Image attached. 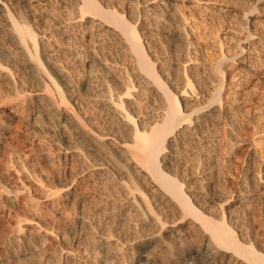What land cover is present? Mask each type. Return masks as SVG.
Masks as SVG:
<instances>
[{"label": "rangeland", "instance_id": "obj_1", "mask_svg": "<svg viewBox=\"0 0 264 264\" xmlns=\"http://www.w3.org/2000/svg\"><path fill=\"white\" fill-rule=\"evenodd\" d=\"M102 1L110 6L114 3L116 5L114 6L117 8L122 6H126V8L129 7L127 9L126 18L132 25H136L139 35L142 37V40H144L146 52L150 58L152 57L151 60L156 62V66L163 67L164 69H162L166 72L169 71V73H167L171 75L169 76L171 77V85H175V87L182 86V84L179 86L177 83L181 81H179V79H182L184 75L187 76V78L189 77L192 83L189 88L193 89V92H204V94H202L204 96L200 98V100H203H199L198 102L206 104V101H209L210 95L213 93V84H215L214 82L217 81L218 77L217 62L222 59V57L232 58L233 56L236 58L237 63L230 58V60L228 62L226 61L222 66L226 71V83L222 95L223 104L226 106L228 103L232 102L233 113L235 112L234 115H236V117H233L232 122L224 115H220L216 118L218 122H214L210 119L208 124H204V126L201 127L198 138L196 137L197 135H188V137L186 134L185 138L178 136L177 140H179V142L176 141L178 143H173L169 146L170 151L164 155L165 161L163 163H165L164 168H166L169 173L176 176L179 180H181V178L186 180V190L193 194V196L195 195L194 197L196 198H193V200L197 203L198 207L200 206V210L204 211L209 217L220 220L222 217V208L226 217L225 222L228 226L233 228L238 239L245 245H253L257 251L264 255V0H206L204 2L190 0V2L180 3L177 8V13L183 14L188 24L186 37L189 39V42L186 44L188 46L185 45L187 49L182 43L175 42L173 31L176 25L174 21L168 18L169 9L165 4L159 6L156 15V13L149 12L147 8L152 0H109L108 3L107 0ZM144 1L147 3H144ZM159 1L161 0H153L152 2ZM0 3L1 5H5L7 10H9L21 24H29L34 30V33L45 38V42L40 43L39 57L44 64V68L48 72H50L51 69L50 75L53 76L56 73L54 72L56 67H58L60 69L62 68L63 71L65 70L64 72L68 74L69 81L71 80V85L67 86L62 85L64 83L60 81V87H62V90L64 89L63 91H66L64 92L66 98L70 99H68L70 104L67 107L69 113L67 112L66 115L65 113L62 114L61 111L59 112V110L55 108L56 103L57 106H62L58 103L56 94H54L55 92L51 94L53 95L51 96L53 100H49V104L47 103L48 99L40 101L41 96H43L44 87L32 80H28L26 77L27 74H25V76L23 75L24 73L20 70L21 67L19 66L20 64H25L26 56L24 53L20 52V49H17V45L14 42H10L11 40L4 34L3 30L6 21H4L5 17L1 16L0 47L13 54L12 58L15 62H10L9 64L8 61L2 58L1 61L5 66H10L11 69L8 68L9 71H11L14 76L16 74L15 77L18 81L21 80L19 89L20 91L23 90L24 94L16 96L12 94L10 89L7 91L8 89L4 88L7 86L6 83H8V81L6 83L4 81V73L2 78L0 77V83L2 84H0V93L3 92V95H1L2 93L0 94V96H3L0 99V116L2 115L5 117L6 114L12 115L15 122L13 127H16L15 125H17V122L22 121L23 123L21 122L20 124L22 132L21 140L25 141L27 144L35 145L36 148L38 145L39 149L41 147L40 150L38 148V150L36 149V153L38 151L40 152L32 155V157L34 156L33 158L30 157V160L32 159V162H34L32 163L29 161V166L26 165V170L29 168L27 172L33 170L30 172V175H32L34 179L39 175L37 179H40L42 176L46 179L53 170L51 173L56 171L55 174L58 173L59 177H61L60 181L73 180L74 184L71 188L76 189L79 193H76L78 199L75 204L70 203L68 206L62 204L63 207L61 206L60 208H58L59 206H55L57 209L48 205V210H46L52 221L50 223L53 224L55 228H59H57V231L53 234L54 238L57 237L58 241L65 243L64 245L68 248L72 247V251L70 248H66V250H69V254L67 253L69 256L66 255L65 260L57 261L58 259L53 257L45 260L41 259L40 256H24V253L20 256V260L19 257L15 259L14 256L15 254L17 255L18 252L16 253L14 251L20 249L18 246L16 247V245V248L14 247V244L10 241L11 239L9 240L11 234L8 233V236H4L5 239L3 237L0 241V263L209 264L203 255L205 241L202 243L203 238L201 234L195 231L197 228L195 227L192 217L183 216L182 213L178 211L175 212L176 210L171 208V206H169L168 210H163L165 206L159 198L161 197L160 190L158 191V189L154 187L150 179L147 181H143L144 179H142V183L140 182V184L144 192H147L146 195L148 198L152 199V204L155 205L163 215L157 218L156 216L153 217L144 207L141 211V208L138 210L140 207L138 203L140 202L143 204L141 200L142 194L136 191L137 204L135 202L133 203V199L131 198L132 184H129L131 182L128 180L127 174L124 173L128 172L122 170L120 166L121 163L119 162V159L123 155L121 154L122 150L120 146L117 145L119 144L118 140L126 139L122 131L123 128L116 125L119 127V130L122 129L120 132L117 130V133L119 132L121 134L123 132L121 136L117 135V127L114 126L115 121L113 122L110 116L108 117L109 119L107 118L110 122L108 120L105 121V117L103 118L99 115L101 107L97 106L95 100L100 98L102 94V96L106 98V93H108L102 90L103 84L112 88L110 91L113 96H116L124 93V86H128L130 80L134 82V84H137V88L140 81V91L145 94L148 91L146 96L147 100H150H148L149 102L145 100L146 102L143 103L144 105L146 103V105L149 103L151 104H149L151 107H145H149L148 109L153 111L156 105H158V94L154 93L155 91H152L153 88L149 85L147 86V83H144L146 80L140 77V79L138 78L136 74L138 71L133 65V57H131L132 55L128 52L127 48L124 47V42L106 31V29H108L107 27L104 29L96 27L90 29L88 18H85L81 22L80 18L76 19L78 15L75 10H72L69 0H0ZM130 3H133V5ZM240 4L245 6L244 13L242 12L243 8L242 10H237L236 8L237 6H241ZM32 14H35V19L32 18ZM166 18L168 21H166ZM248 20L250 21L249 24L247 23ZM82 26H85L87 29ZM250 32L253 36H248ZM242 38H244L243 41L245 42H241V44L246 47V50L244 55L239 58L236 53H239L238 41ZM243 59L245 61L244 65L241 64ZM6 62L8 64H6ZM124 69H127V71H124ZM135 71L137 72L135 73ZM127 72L128 74H125ZM90 73L92 74L90 75ZM56 75L57 74L53 77L56 78ZM125 75L127 78H125ZM22 77L23 79H19ZM25 77L27 79H25ZM130 77H134L137 81L135 82V79H131ZM92 79H94L93 84L91 82ZM175 80H178V82ZM241 82L243 84L245 82V84L243 85ZM3 83L5 86H3ZM142 83L146 86L145 89H149H143L145 86H141ZM233 85L237 86L232 87ZM72 86H74V88ZM1 87L6 89V91ZM98 87H101V89H98ZM109 87H107V90H109ZM178 87L175 89L178 90ZM237 87H239V90ZM7 88H10V84ZM50 88L52 92L55 90L53 86ZM100 90L102 92H100ZM132 91H134L133 93L135 95L138 94L137 90ZM149 91H152V94L149 93ZM95 96L98 97L95 98ZM150 96L154 97L151 98ZM103 97L101 98L103 99ZM37 101V104H40L39 106L41 107L36 104ZM23 102H25V104ZM202 103H199V106L204 105ZM23 104L27 108L24 107ZM93 105H95V108ZM42 107H44L43 111L41 110ZM46 108L53 110L51 112L49 110L51 114L48 112V116L46 115L48 114L46 113L48 111V109L45 110ZM214 109L215 108H212L211 112H213ZM31 110L34 112H41H39V114L31 112ZM36 114H39V116H37L40 118L35 117ZM102 115L105 116L103 113ZM52 116L53 118H50ZM101 117L103 119H101ZM74 118L83 121L87 125V129H91L92 131L94 129L95 131L93 132L98 135L99 133H101L100 135H103V133L107 136L109 135V137H106L107 139H105V137V140L102 139L105 143H108L106 145H108V148L110 147L109 149L113 151V147L115 151L108 153L110 151L106 148L107 153L102 154V152L94 146L95 144L91 142L90 138H88V142L82 139L79 134L74 131L73 125L71 124V120H74ZM33 119H36L35 121L39 122V124L36 122L34 123ZM37 119L39 121H37ZM96 119L100 122L102 121V124L104 120V125L101 127L102 124ZM29 122L33 123L30 124ZM111 122H113V124ZM97 123L98 125H96ZM105 124L109 125L107 126ZM70 127L72 128L70 129ZM108 129H112L113 131H109ZM67 136L68 138H66ZM114 137L118 140L114 139ZM193 137H196V139ZM67 139L70 142H68ZM187 139L189 141H187ZM78 144H80V147L83 146L82 149L84 151L81 148L79 149L77 146ZM40 145L44 146L42 147ZM70 146L73 147V149L70 148ZM75 146L78 148L75 149ZM79 150H81V152ZM112 153H115L114 155L117 156V158L120 156V158L115 161L117 158L113 159L114 155ZM10 156L12 161L9 168L11 167V169H14L18 166L17 164L20 163V165H22V162L19 161L22 159H18L16 156L15 158L13 154H10ZM123 158L124 157L121 159ZM126 159L125 157L122 162H126V165L128 164L127 166H130L131 171L135 170L134 166L132 167L133 163L128 159L125 161ZM18 161L20 163H18ZM39 162L42 164L40 165ZM43 164L46 165L44 166L45 171L51 167V171L48 170V174L44 173ZM93 165L96 166L93 167ZM2 169L0 168V175L6 174V170L4 171V169ZM122 173H124V178L121 176ZM132 173L135 174V176L137 175L136 178H143L144 175L140 170L132 171ZM50 178L45 180L42 177V181L45 180V184L44 182L43 184L45 186L46 184H51L49 187L52 188L48 189L55 191L57 189V187H55L57 184H54L55 182L52 183V179ZM125 178L129 183L127 182L126 184ZM26 205L27 211L25 210L26 213L24 212L22 218L24 217V219L36 222L34 220L35 218L38 219L41 215L40 211L35 206H32L31 202H27ZM143 209L148 212L147 217L146 214L144 217V213L147 212ZM37 210L39 213H37ZM1 211L0 203V218H2L0 222V235L3 236L4 228L5 230L8 228V219L2 216L3 214ZM25 216L27 218H25ZM48 216L47 218L49 219ZM151 219L153 220L151 221ZM46 238L43 229L42 232L35 231V233L33 232L30 236L31 243H33V247H35L37 251L41 250V248L46 245L44 243ZM2 249H6V251ZM231 255L232 254H228V256L224 258V260L219 261L218 264H242V261ZM36 258L39 260L36 261Z\"/></svg>", "mask_w": 264, "mask_h": 264}, {"label": "bare ground", "instance_id": "obj_2", "mask_svg": "<svg viewBox=\"0 0 264 264\" xmlns=\"http://www.w3.org/2000/svg\"><path fill=\"white\" fill-rule=\"evenodd\" d=\"M69 1H70V6L72 7V10H75L77 15H78L76 17V19L77 18L81 19L80 22L83 21L85 18H88L89 19L88 25H89L90 29L91 28L93 29L95 27L100 28V29L101 28L104 29L107 27L108 29H106V31H108L110 34L114 35L120 41L124 42L125 46L124 45L123 46L127 48L128 52L132 55L131 57H133V61H134L133 65H134V68L137 69V71H138V72L135 71V73L137 72L136 74L138 75V78L140 77V78L146 80L145 82L144 81L143 82L145 84L147 83L146 84L147 86L149 85L151 88H153V90L152 89L151 90L155 91L154 93L158 94V96H159L158 105H156L155 110L152 111V110L148 109L149 107H151V106H149L150 103L148 105H146L147 103L145 105L143 103V102H146L145 100H147L146 94L148 91L146 92V94L143 93L142 91H140V89H141V88H139L140 81L138 84V88H139L138 89L136 86L137 84L136 83L134 84V82H131V80H130L129 85L124 86V88H125L123 91L124 93L120 94V92H119L120 95H116V96L114 95L113 96L112 92L110 91V90H112V88L103 84L102 90L108 92V93L105 92L106 98H105V96L104 97L102 96L103 94L100 95L101 97H103V99L99 96V94H98V96L101 99L98 98L95 100L93 98L95 100V103H97V106L101 107V110H99V111H101L103 114H105V116H103L102 113L100 112L99 115H101L103 118L105 117L104 118L105 121L108 120L109 119L108 117L110 116V118L113 120V122L114 121L116 122V124L114 122L115 127H117L116 125H119V126H121V128H123V130L122 129L119 130V127H117L118 129L116 128V133H117V130H119V132L122 130L124 132V136L126 137V139L118 140L117 138H115L116 135L114 137V139L119 141V144H117V143L116 144L119 145L121 150H122L121 154L123 155L122 157H124L123 159H125V157H126L130 162L133 163L132 167L134 166L136 171L140 170L142 173H144L143 178H141V177L136 178L137 175L135 176V174L132 173V171L134 172L135 170L131 171L130 166L128 167L127 166L128 164L126 165V162L125 163L122 162V161H124L123 159H121L122 157L121 158H120V156L118 157V158H120L119 162L121 164L119 162L118 163L122 167L123 171L125 170L128 172V173H126V172H124V173L127 174L126 176L129 178L128 180L131 183H129L126 178H125L126 181L125 180L124 181L126 182V184H127V182L130 185L132 184V188H131L132 197L131 198L133 199L132 200L133 203L135 202L137 204V200H136L137 197L135 195V192L139 191L142 194V197H141L142 199L141 198L140 199L142 200L143 204H141L140 202H139L140 204L138 203V206H140L138 208V210L141 208L140 209V211H141L142 208L144 207L145 209H147L150 212V214L153 217L156 216L157 218H159V216L163 215L157 209V207L152 204V202H151L152 199L148 198V196L146 195L147 192L146 191H145L146 193L144 192V190L140 184V182L142 183V179H144L143 181H147L150 179V181L154 184V187H156L158 189V191L160 190L161 197H159V198L162 200V203L165 206V209L163 208V210L166 211V210H168L169 206H171V208H174V210H176L175 212L178 211V212L182 213L183 216L186 215V216L192 217V220L195 223V227L197 228V230H195V231H198L201 234V236L203 238L202 243H203V241H205V244H204L205 246L203 248V255H204V258L207 260V263L218 264V262L224 260V258H226L228 256V254H232L231 256L242 261V264H264V255L262 253H260L259 251H257L253 245L243 244L238 239L233 228H231L230 226L227 225V223L225 222L226 217H225L223 209L221 208V210H222L221 216L222 217L220 220H215L212 217H209L208 215H206V213H204V211L200 210V208H199L200 206L198 207L197 203L193 200V198H196V197H194L195 195L193 196V194L189 193L188 190H186L187 189V186H185L186 180L182 179V178H181V180H179L176 176L169 173L166 170V168H164L165 163H163L165 161L164 155L170 151L169 146L172 145L173 143L179 142V140H177L178 136L185 138L186 137L185 135L187 134V136L188 135L189 136L190 135H195V136L197 135L196 137L198 138L200 135L199 132H200L201 127L204 126V124H208L209 123L208 121L210 119L213 120L214 122H218L216 118L220 115H224L227 119L230 120V122H232L233 117L234 116L236 117V115H234L235 112L233 113V106H232L233 103L232 102L228 103L225 106L223 104V98H222V95H223L224 89H225V83H226V81H225L226 71L224 68H222V66L226 61L228 62L231 57L230 58L222 57V59H220L216 64L217 65V71H218V73H217L218 77H217V81L214 82L215 84H213L214 85L213 93H212V95H210L211 97L209 96L210 97V99L208 98L209 101L208 100L206 101L208 104L206 102H205L206 104H204L202 102H198L200 100V98H202L204 96V95H202V94H204V92H202V93H201V91L200 92H193V89L189 88V86L192 84L191 81L189 80V77L187 78V76H185V75L183 77L181 76L182 79L180 78L179 81L180 80L181 81L177 84L179 86H180V84H182L183 87L182 86H180V87L176 86L175 87V85L174 86L171 85V82H170L171 77H169L171 75L168 74L169 71H167L168 72L167 73L165 70H163L164 69L163 67L156 66V64H155L156 62H154V60L153 61L151 60L152 57L150 58V56L147 54L146 48L144 45V40H142V37L139 35V32H138L136 25H132V23H130L128 21V19L126 18L127 9L129 7L126 8V6L123 7L121 5L122 7L117 8V7H115L116 5L114 3L112 6H110L109 4L107 5L106 3H103L102 0H69ZM108 1L109 0H107V3H108ZM188 1L190 2V0H161L159 2H154V3L150 2V4L148 3L149 5L147 7L148 11L152 12L154 14L156 13V11L158 12V8L160 5L165 4L168 7V9H169L168 18L170 20L174 21V23L176 25V28L173 31V36L175 38V42H178V43L180 42V44L182 43L183 46H185L189 42V39L186 37V30L188 29V24L186 22L187 19L185 18V16H183V14L181 15V14L177 13V8L179 7L180 3L183 4V3H186ZM198 1L204 2L206 0H198ZM144 3H147V2L144 1ZM130 4L133 5V3H130ZM240 5L241 6H237V7L235 6V7L237 8V10L238 9L242 10V8H243L242 12L244 13L245 6L242 4H240ZM251 12H253V11H251ZM156 15H157V13H156ZM1 16H4L5 17L4 21H6V23L4 25L5 28L3 30L4 34L6 35L7 38H9L11 40L10 42H14L17 45V49H20V52L24 53L26 56V59H25L26 61L24 60L25 64H23V65L20 64V66H19V67H21V69L20 68L19 69L22 70L24 74L22 72L21 73L24 76H25V74H27L26 77L28 78V80H32L35 83H38L42 87H44L43 88V94H42L43 96H41L40 101H43L44 99L45 100L48 99L47 103L49 104V100L50 101L53 100L51 98V96H53V95H51V94L55 92L54 94H56L58 103L60 105H62L61 107H59V106H57V103H56L55 108H57L59 110V112L61 111L62 114L65 113V115H66L67 112L69 113V111L67 110V107L70 104V101H69L70 99L68 98L69 99L68 100L66 98V95L64 93L66 91H63L64 89L62 90V87H60V85H61L60 81L62 83H64L62 85L67 86V85H71L70 84L71 80L69 81L68 74H66L64 72L65 70L63 71L62 68L60 69V68L56 67V69L54 71V72H56L55 74H57L56 78H54L55 74L53 75L54 77L50 75L51 69H50V72H48L44 68V64H43L41 58L39 57V47H40L41 42H45V40H44L45 38L40 37L39 35L34 33V30L30 27L29 24H28L29 26L27 24H25V25L21 24L11 14V12L9 10H7L6 6L1 5V3H0V17ZM165 17H167V16H165ZM32 18L33 19L36 18L35 14L32 16ZM149 18H151V17H149ZM158 18H159V16H158ZM166 21H168V19ZM77 22H79V21H77ZM155 22H156V20H155ZM247 23L249 24L250 21L248 20ZM82 27H85V26H82ZM85 28H83V29H85ZM150 28H152V27H150ZM88 32H89V30H88ZM248 36H253V35H251V32H250L248 34ZM243 39L244 38L239 39V41H238L239 42V44H238V49H239L238 52L239 53H236V54L238 55L239 58L244 55L245 50H246L245 49L246 47L241 44V42H245V41H243ZM186 46H188V45H186ZM186 49H187V47H186ZM49 52H51V51H49ZM128 52H126V53H128ZM240 54H242V55H240ZM12 57H13V54L7 52L2 47H0V68H1L0 69L1 70L0 77L2 78V75L5 73L6 78L4 75V81H5V83L8 81V83H6L7 86L4 88L8 89L7 91H9V89H10V91H12L13 95L15 94L16 96H19L20 94H24L23 93L24 91L23 90L20 91V89H19L20 88L19 83L21 82V80L18 81V79L15 77L16 74L14 76V74L11 73V71H9L8 68H10V66H8V65L5 66L4 63H2V61H1V58H2L4 60L8 61L9 64H10V62L13 63V62H15V60ZM231 60L236 62V58L233 56H232ZM186 62H187V60H186ZM244 62L245 61L243 59L241 61V64L244 65ZM6 64H8V63L6 62ZM127 69L126 70L124 69V71H127ZM247 69H245V70H247ZM133 71H134V69H133ZM242 71H243V69H242ZM128 72L125 74H128ZM248 73H250V72H248ZM91 74L92 73H90V75ZM129 75H130V73H129ZM26 77H25V79H27ZM125 78H127L126 75H125ZM130 78L135 79L134 77H130ZM19 79H23V77L19 78ZM86 79H87V77H86ZM58 80H59V82H58ZM93 80L94 79H92V81H91L92 84H93ZM243 80H244V78H243ZM23 81H25V80H23ZM136 81L137 80L135 79V82ZM175 81L178 82V80H175ZM240 81H242V80H240ZM9 84H10V88H7ZM87 84H88V82H87ZM244 84H245V82H244ZM237 85H233L232 87H236ZM3 86H5V84ZM52 86L55 88V90H53V92H52V89L50 88ZM141 86H145V85H143V83H142ZM172 86H173V88H172ZM72 87L74 88V86H72ZM107 87H109V90H107L108 89ZM174 87L175 88L178 87V90L175 89ZM1 88L3 89V87H1ZM145 88H146V86L143 89H145ZM6 89H3V90L6 91ZM95 89H97V88H95ZM98 89H101V87L100 88L98 87ZM121 89H122V87H121ZM148 89H145V90H148ZM237 89L239 90V87H237ZM132 90H137L138 94L135 95L133 93L134 91H132ZM100 92H102V91L100 90ZM121 92H122V90H121ZM151 92L149 91V93H151ZM1 93L0 94L3 95V92H1ZM9 93H11V92H9ZM233 93H235V92H233ZM231 95H232V92H231ZM98 96H95V98H97ZM154 96H152V97H154ZM2 97L3 96H0V99ZM148 97H149V95H148ZM155 99H156V96H155ZM201 100H203V99H201ZM232 100H234V99H232ZM23 103L25 104V102H23ZM37 103H38V101L36 102V104ZM199 103H202L204 105L199 106ZM154 105H153V107H154ZM45 106H47V105H45ZM94 106L95 105H93V107ZM145 106L146 107L149 106V107L146 108ZM17 107H19V106H17ZM24 107H26V106L24 105ZM39 107H41V106H39ZM39 107H37V108H39ZM53 107H54V105H53ZM32 108H34V107H32ZM212 108H215L213 112H211ZM21 109H22V107H21ZM43 109H44V107L41 108L42 111H43ZM47 109L48 108H46L45 110H47ZM36 110H38V109H36ZM45 110H44V114H45ZM49 110L50 109H48V111L46 113H48ZM51 111H53V110L51 109L50 112ZM31 112H34V111L31 110ZM39 112H41V111H39ZM39 112H34V113H39ZM49 113L46 115L48 116ZM39 114H36L35 117H38ZM58 115H59V113H58ZM102 117H101V119H103ZM38 118H40V117H38ZM42 118H43V116H42ZM50 118H53V116ZM35 120H34V123L36 122ZM96 120H98V119H96ZM104 120H103V124H102V121L100 122L98 120L102 124L101 127L104 125V122H105ZM229 120H228V122H229ZM17 121H19V120H17ZM37 121H39V120L37 119ZM71 121H72L71 124L73 125L74 131H76L82 139H84L88 142V140H89L88 138H90L91 142L93 144H95L94 146L97 147L98 150L102 152V154L107 153L106 148H108V145H106V144H108V143H105L104 140L107 139L106 137H109V135L107 136L104 133H103V135H100L101 133H99V135H98L97 133H94L93 132V131H95L94 129H93V131L91 129H87L86 128L87 125L83 121H81V120L79 121V119H77V118H74V120H71ZM13 122H14V118L10 114H6L5 117H3L2 115L0 116V168L1 169L3 168L4 171L6 170V174L0 175V191H2V192H0V199H1L0 203H1V209H2L1 212L3 214L2 216L6 217L8 219V226H7L8 228L6 230L4 228V233H3L4 235L3 234H2L3 236L0 235L1 236L0 241L3 239L4 236L5 237L8 236L7 235L8 233L11 234V238L8 237L9 240L11 239L10 241L14 244V247L16 245V247L18 246V248L20 249L18 251H14L16 253L18 252L17 255L15 254L16 257L14 256L15 259L19 257V260H20V256L24 253V256L25 255H29L30 257H35V256L39 257L40 256L41 259H45V260L46 259L48 260V258L50 259V257L58 259L57 261L65 260L66 255L69 254V252H68L69 250H66V248L69 249L70 247L68 248L66 245H64L65 243L58 241L57 237L54 238L53 234H55V232L57 231L56 229L58 227L55 228L53 226V224L50 223L52 221H51V218L48 216L46 210H48L47 209L48 205H51L53 207L59 206L58 208H60L61 206L63 207L64 204L67 206L70 205V203L75 204V202L78 199L77 195H76V193H78V191L74 188H71L72 185L74 184L73 180L72 181L71 180L70 181H68V180L67 181L66 180L60 181L61 177H59L58 173L57 174H58L59 178L57 177V174H55L56 171L54 173H51L53 171V170L52 171L50 170L51 167H50V169H48L49 171H51L50 176L48 175L46 177V179L44 178V176H42V175L41 176L45 180H47V178L51 177L50 179H52L51 180L52 183L55 182L54 184H57L56 186L54 185L55 187H57V189L55 188L56 189L55 191L48 189V188H52V187H49L51 185L50 183H49L50 185H47V184H46V186L44 185L45 180L42 181L43 180L42 177H40L41 180L37 179V177L39 178L40 175L34 179L33 176L30 175L31 174L30 172H32L33 170H31L30 172H27V170H29V168L26 170V165L29 166L28 165L29 161L32 162V159L30 160V157H32V155H34L36 153V149L39 147V145L36 148L35 145H33V144L30 145V144H27L25 141H22L21 140L22 139V137H21L22 132H21V126H20L22 121L17 122L16 123L17 125H15L16 127H13L14 126L13 124H15V122L14 123ZM93 122H94V120H93ZM113 122H111V123L113 124ZM29 123L32 124L33 122L32 123L29 122ZM36 123L39 124V122H36ZM202 123H203V125H202ZM229 123H228V125L230 126ZM220 124H221V122H220ZM232 124H234V123H232ZM96 125H98V123ZM105 125H107V124H105ZM69 126H71V125H69ZM71 128L72 127H70V129ZM98 129H100V128H98ZM108 130L111 131L112 129H108ZM96 131H98V130H96ZM119 132L117 133V135L121 136V134L123 132L121 134ZM53 133H55V132H53ZM104 137H105V139H104ZM196 137H193V138L196 139ZM66 138H68V136ZM190 138H192V137H190ZM190 138H189V140H190ZM185 140H184V142H185ZM189 140L187 139V141H189ZM176 141H178V142H176ZM68 142H70V141L68 140ZM87 142H86V145H87ZM38 144H40V143H38ZM79 145L80 144L77 145L79 147V149L80 148L82 149L83 146L80 147ZM40 146H42V145H40ZM70 148L73 149V147H71V146H70ZM74 148L77 149L76 146ZM40 149H41V147H40ZM112 149H113V151L111 149H109L110 152H108V153H111V151L112 152L115 151L113 147H112ZM79 151L81 152V150H79ZM38 152H40V151H38ZM10 154H13L14 157L16 156L18 159H22V160H19L20 162H22V165H20L21 163L18 161V163H20V164H17L15 162L18 166H16L14 169L13 168L11 169V167L9 168L10 163L12 161L11 160L12 155L10 156ZM112 154L114 155L115 153H112ZM116 154H117V152H116ZM114 156H113V159L117 158V156H115V157ZM110 157H112V156H110ZM118 158L115 161H117ZM127 159L125 161H127ZM167 159H168V157H167ZM36 162H37V160H36ZM39 164H40V162H39ZM44 166H46V165H44V164L42 165L43 169L45 168ZM95 166L96 165H93V167H95ZM33 167H35V166H33ZM47 168H49V167H47ZM48 170H46L47 172L45 171V169H44L45 172L43 170L42 171L44 173L48 174L49 173ZM124 173L121 174L122 178L125 177L123 175ZM35 175H36V173H35ZM120 180H122V179H120ZM43 182H44V184H43ZM27 202L28 203L31 202L32 206H35L41 213V215H40L41 217L38 214H36L40 217V218L38 217V219L35 218L34 221H36V222L30 221L28 219H24V217L22 218V216H24V212L26 210ZM71 206H73V205H71ZM35 207H33V208H35ZM162 207H163V205H162ZM166 207H167V209H166ZM55 209H57V208L55 207ZM145 209H143V210H145ZM39 211L37 213H39ZM208 213H210V212H208ZM42 214H43V216H42ZM145 214L147 217L148 212L144 213V217H145ZM47 216L49 217V219L47 218ZM35 217H37V216H35ZM25 218H27V217L25 216ZM1 219L2 218H0V222H1ZM30 219H33V218H30ZM152 220L153 219H151V221ZM154 222H155V218H154ZM42 229L44 230L46 237H47L44 241V243L46 245L43 244L44 246L41 248V250L37 251L36 248L33 247V243H31L32 241L30 239V236L33 232L35 233V231L36 232L37 231L42 232ZM199 233H198V235H199ZM183 234H184V232H183ZM5 237H4V239H5ZM99 240H100V238H99ZM4 242H6V241H4ZM2 246H4V245H2ZM9 246H10V244H9ZM3 251H6V249ZM71 251H72V249H71ZM203 255H202V257H203ZM11 258H12V256H11ZM14 258H13V260H14ZM37 260H39V259L36 258V261ZM38 264H40V263H38Z\"/></svg>", "mask_w": 264, "mask_h": 264}]
</instances>
